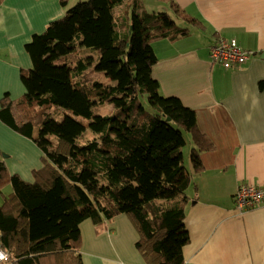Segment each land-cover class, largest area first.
I'll use <instances>...</instances> for the list:
<instances>
[{"label": "trees", "instance_id": "16d2710c", "mask_svg": "<svg viewBox=\"0 0 264 264\" xmlns=\"http://www.w3.org/2000/svg\"><path fill=\"white\" fill-rule=\"evenodd\" d=\"M163 1L179 12L176 0ZM122 2L80 0L35 33L25 45L32 60L22 74L26 93L2 99L0 119L43 152L32 182L11 174L0 156V245L11 264H84L81 223L90 219L101 233L119 214L137 230L147 264L185 260L192 179L186 133L196 172L203 169L202 151L214 143L193 108L161 94L152 69L153 42L186 35L190 27L138 5L119 33L114 7ZM7 183L12 191L5 194Z\"/></svg>", "mask_w": 264, "mask_h": 264}, {"label": "crops", "instance_id": "0c3cea01", "mask_svg": "<svg viewBox=\"0 0 264 264\" xmlns=\"http://www.w3.org/2000/svg\"><path fill=\"white\" fill-rule=\"evenodd\" d=\"M176 2V15L190 32L153 42L158 61L152 74L162 95L179 97L196 111L200 129L214 143L202 151L199 172L183 150L192 179L185 217L190 239L182 264H264V204L240 210L235 203L239 185L264 183V0ZM65 13L60 0L0 4V106L6 95L18 99L26 93L22 74L32 60L25 45ZM182 13L203 27L189 24ZM222 39H236L250 52L247 61L236 68L212 62L209 48ZM10 141L31 142L0 119V152L13 147ZM4 159L8 166L10 154ZM80 228L84 264H147L126 214L117 215L101 233L90 219Z\"/></svg>", "mask_w": 264, "mask_h": 264}, {"label": "rangeland", "instance_id": "374dc122", "mask_svg": "<svg viewBox=\"0 0 264 264\" xmlns=\"http://www.w3.org/2000/svg\"><path fill=\"white\" fill-rule=\"evenodd\" d=\"M78 1H80V0H68L67 6H64V8L66 9V12L69 8L74 6ZM138 5L141 7V9H144L148 12H156L157 14L166 13V16L176 17V20H178V22H179L178 23L179 26H181V27L187 26V24H185V23L183 24L182 20L177 17L176 12L171 8V6L163 0H124V2L117 4L114 7V15H115L116 24H117V31L119 33H121V30H123V32L125 30V28L121 29L119 27V25L123 22H127L128 20L129 21L131 20L132 15H133V11L137 8ZM93 54L98 59L99 52H94ZM104 77H106V76H104ZM106 79L111 84L115 83L110 78H106ZM9 98L14 99L10 95H9ZM143 102L147 108H149V109L151 108L150 104L145 99ZM112 107L113 106H111V108ZM38 132H39V129L36 130V135L38 134ZM28 140H31V142H28V141L12 142V141H10L11 143H8V144H12L13 147L8 148V149L11 152L2 151L0 156H2L4 158L10 154L12 159H10L9 163L7 164L8 165L7 168L9 170V172L11 174H18L24 180L32 182L34 179L31 180L30 175H32L34 177V175H33L34 170L33 169H38V168L42 167V165H43V160H42L43 152L40 154L39 150H37L40 148L34 142L33 139L28 138ZM32 144L35 145L36 149L32 148ZM192 147L193 146H192V143L190 141V136H189V134L186 133V145L183 147V150L185 152V157H186L187 163H188V161H190V158H191ZM40 163H41L40 167L34 168V166H37ZM29 169L31 170V172L29 171ZM16 170H18L20 173ZM11 191H12V185L10 183H7L3 188V192L5 194H8ZM2 200H3V196L0 194V202H2Z\"/></svg>", "mask_w": 264, "mask_h": 264}, {"label": "built area", "instance_id": "2783aa9c", "mask_svg": "<svg viewBox=\"0 0 264 264\" xmlns=\"http://www.w3.org/2000/svg\"><path fill=\"white\" fill-rule=\"evenodd\" d=\"M210 59L226 68L240 67L249 58L250 52L243 49L236 39H222L209 48ZM236 207L250 209L264 204V183H243L235 193ZM0 264H11L8 253L0 245Z\"/></svg>", "mask_w": 264, "mask_h": 264}]
</instances>
